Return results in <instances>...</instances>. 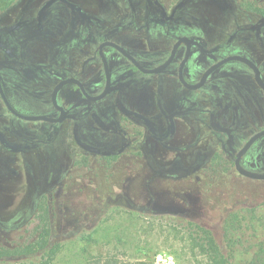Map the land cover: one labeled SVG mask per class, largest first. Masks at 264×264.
I'll return each instance as SVG.
<instances>
[{"label":"rangeland","instance_id":"obj_1","mask_svg":"<svg viewBox=\"0 0 264 264\" xmlns=\"http://www.w3.org/2000/svg\"><path fill=\"white\" fill-rule=\"evenodd\" d=\"M44 1L47 0H11L3 15L0 13V26L21 12L31 15L32 7ZM139 1L135 2V10H129L125 2L115 7L107 0L100 5L98 0H69L88 13L99 10L101 22L106 20L107 26L114 25L124 14L128 20L129 12L137 15L138 23L143 21L146 13ZM157 1L163 7L162 18L171 17L172 22L151 24L147 29L132 27L129 35L118 38L123 45L137 44L147 65L156 64L169 51L178 35L185 33L180 28H190L194 33L206 26L213 58L239 51L255 59L264 71V27L259 36L248 29L259 19L258 12L264 14V0H193L191 4L198 9L188 11L174 8L179 0ZM62 9L52 8L54 17ZM61 24L52 23L49 41H32L18 49V38H24L27 30L34 28L27 25L13 40L4 37L3 43L13 47L26 65L37 59L45 61L46 57L51 60L53 52H57L59 60H67L76 71L81 61L78 47L86 35L80 33L65 48L61 46L66 40L59 33ZM210 63V59L201 63L194 56L192 78H198ZM21 68L29 78L28 67ZM5 72L8 81L14 78L9 83L17 88L20 110L51 111L47 102L58 80L56 74L51 75L50 85L37 81L33 87L15 73ZM173 72L172 68L159 77H138L135 81L139 95L152 90L143 110L148 111L160 137H165L168 125L154 104L156 85L165 81L170 85L168 89H174L171 108L180 107L183 101L187 104L183 113L174 117V137L165 143L154 141L141 123L117 114L108 102L94 104L84 113L82 109L71 110L52 138L46 134L48 125L3 119L0 125L14 126L16 133H7L8 143L15 149L3 152L0 160V247L16 249L32 243L48 226L50 243L61 248L48 263L38 256L0 264H203L204 257L191 251L187 224L210 230L222 244L223 229L233 216L247 217L252 211L258 237L264 238V181L244 178L235 171L233 157L242 140L236 138L226 149L225 135H217L208 124L209 110L220 109L221 102L235 100L250 85L248 90L259 102V113L255 112L251 119L247 136L264 126V96L258 93L252 75L239 64H228L204 91L194 93L176 92ZM70 93L67 90L64 94ZM129 105L136 107L131 101ZM229 121L230 116L223 125ZM110 127L125 133L126 138L111 135ZM99 139L103 154L97 152L100 148L95 140ZM243 163L256 173H264V139ZM252 252L239 253L233 264H244Z\"/></svg>","mask_w":264,"mask_h":264},{"label":"flooded vegetation","instance_id":"obj_2","mask_svg":"<svg viewBox=\"0 0 264 264\" xmlns=\"http://www.w3.org/2000/svg\"><path fill=\"white\" fill-rule=\"evenodd\" d=\"M50 0L44 1L42 5L33 6V13L29 16H26V14L19 13L14 20L10 21H3V25L0 26V86L2 89V92L4 94V97L6 98L8 104L12 108L13 111L16 113L23 115V116H44L50 119H59L60 118V111L55 108V106L52 103V94L55 89V87L62 81L68 80V79H74L78 81L85 94L88 97L95 98L100 96L106 86V74L104 69V64L102 61V57L100 55V48L101 46V52L102 55L106 61L108 72H109V78H110V86L107 94L102 97L99 100H91L88 97H86L78 85L74 83H67L64 84L57 92L56 95V103L57 106L62 108V110L65 113V116L61 122H47V121H28L21 119L17 116H15L6 106L1 94H0V124L3 123V119L6 117L9 120H16V121H24L32 124H45L48 125L49 129L46 131V134L48 138H52L55 130L58 126L65 123L69 116L71 110L74 109H82V113H84L90 106L94 104H105L109 103L110 108H113V110L120 114L122 117L126 118L127 120H134L138 123H141L147 132V134L154 139V141L158 143H165L168 140H171L174 137L175 134V128H174V117L182 114L184 109L187 107V104L185 101H183L180 105V107H174L171 108V100L172 99V93L173 90H170V85H168L165 81L160 82L156 85V95L154 104L157 108V112L161 115L163 119L166 120L168 125V131L165 137H160L156 133V128L154 125V122L152 118L147 114V110H143V106L146 105L148 102L147 95L149 92H152L151 89L146 91V95H143V93L140 94L139 87L137 83H135L136 79L139 78H154L159 77L161 75H164L165 73L169 72L172 68L174 69V72L172 74L174 78V88L176 92H184V93H194V92H202L204 91L210 82L215 79L217 74L221 72L228 64H239L242 67H244L253 77V81L255 86L258 89V93L262 94L264 96V91L258 86V84L255 82L254 79V73L250 67H248L246 64L239 62V61H229L222 66H220L218 69H216L213 73H211L205 80V83L198 89H189L182 85V83L179 80V68L183 60L185 59V56L187 54V43L186 42H180L178 47L176 48V51L174 53L173 60L171 63L162 71L158 73H144L141 70H139L127 57H125L122 53H120L117 49H115L112 46L105 45L106 43H112L120 47L126 54H128L130 57H132L136 63L139 65L140 68L144 70H153L160 66H162L170 57L171 52L174 48V46L182 39H187L188 43L190 45L189 49V55L187 58V61L185 62L183 68H182V77L185 83L188 85H196L199 83L203 77V75L206 73V71L212 67L217 62L229 57V56H240L243 58L248 59L251 61L259 70L260 77L262 82L264 83V71L261 65L255 61V59L251 58L250 56L243 54L239 51L232 52V53H225L220 58L216 59L212 57L211 50L208 48V27L206 26H200L198 31L192 32V29L186 28L183 30L182 28L179 29L180 32L184 31L185 33H181L178 35L177 39L173 42L171 45L169 51L160 57L159 61L156 64L153 65H147L144 63L141 59V56L139 55L140 48L137 44H131V45H123L118 38L125 37L130 34V28L132 27H140L143 29H147L151 24L159 25L161 22L166 24L172 22L171 17H163V7H161L158 4L157 0H141L139 1V4H143L142 8L146 13V16H144L143 21L138 23L137 15H134L133 13L129 12L130 18L127 20L125 14L118 19L117 22L114 23V25L107 26V23L105 24L104 20L101 22L103 18H101L100 11L94 13H88L85 11L82 7L75 3L69 2V0H56L55 3H53L51 6L45 8L42 10V8L49 2ZM110 2V4L114 5L115 7L119 5V7L125 2L129 3V10H135V2L138 0H107ZM193 0H179L174 8L176 10H179L180 7H182L184 10H196L198 7H195L194 4H191ZM208 1V0H200ZM101 2L105 3V0H98V4L100 5ZM102 3V4H103ZM106 4V3H105ZM57 6H62L63 9L57 17H54L52 13V8H55ZM202 6V5H201ZM8 8V7H7ZM6 8V9H7ZM3 10L0 13L3 15V12L6 11ZM181 12V11H180ZM21 15H24L25 17L20 19ZM148 16L151 17V19H148ZM258 20L254 25L248 26V29L252 32H257L259 36V31L261 28L264 27V14H261L258 12L257 14ZM190 18V17H189ZM1 20V19H0ZM61 22V29H60V35L64 39V41L61 43V46H64L66 48L67 46H70V44L75 40L76 37L80 36V33H83L86 35V39L83 40V43L78 47L81 53V61L79 62L78 69L76 71H73L72 68L68 65L67 60L60 59L58 57L57 52H53V56L51 57V60L46 57L45 61H41V59H37V61H31L32 65H26V60H22L19 53L15 52V49L7 46L3 43V38H9L12 39L17 35L18 32L26 28L27 25H33V29H28L26 32V35L24 38H18V44L17 47L19 49L25 48V45L31 43L32 41H39V40H45L49 41L52 36V23ZM125 23H124V22ZM180 21V20H178ZM121 22L123 24H121ZM104 23L105 25H102ZM187 24H190L191 26L195 27L196 25L192 22L186 21ZM63 49V51L65 50ZM73 48V46H71ZM112 56V58L110 57ZM194 56H197L199 61L202 63L205 60L210 59L211 63L208 67H206L202 73L199 75L198 78H192L191 76V61L194 58ZM67 59V57H66ZM21 66H27L29 70V78L26 75V70L21 68ZM12 72L15 73L17 77H21V79L25 82L29 83V86H35V83L38 81L41 85H47L51 81V75L56 74L58 77V80L53 83V87L51 88L49 99L47 104L49 105L50 112H37V111H22L17 106V99L15 96V91H17V88L15 89V85L12 83H9V81H14L13 77H9V81L7 78V73ZM37 82V83H38ZM50 85V84H49ZM250 85L247 86V89H242L241 95H238V97L235 100L228 101V103H222L219 107L220 109L217 110H209L208 112V124L211 128H213L217 135H225L226 137V143L225 147L226 149L231 148L234 140L236 138H240L242 140V145L238 149V151L234 154L233 159V168L235 169V159L238 152L244 147V145L247 143V141L253 137L255 134L259 133L260 131L264 130V126L260 128L259 130H254L249 135L245 136V133H247L249 129V124L251 119L254 117L255 112L259 113V109L256 106L258 104V100L255 99V94L251 95L250 91ZM25 89H27L25 87ZM69 90L71 91L70 96L65 95L64 93ZM110 99V101H109ZM131 103L136 107H131L129 104ZM236 103V104H235ZM86 109H83V108ZM173 107V106H172ZM135 114L140 115L144 117L148 123H146L143 119H140L135 116ZM156 116V113H155ZM230 116V121L223 125V122L226 120V118ZM117 117V116H116ZM115 117V120L117 119ZM97 119V117H95ZM97 123L99 125H104L102 121L98 119ZM10 130L13 131V134L16 133L15 127L11 128L9 125H0V160L2 159L3 152H9L14 151L15 147L10 145L8 142L7 133H10ZM111 135L114 136H120L123 138L125 137V133H122L118 131L115 127H110ZM102 135V134H101ZM17 136V135H16ZM264 139V136L256 140L250 148L246 151V153L241 157L240 159V166L245 169L246 171L256 173L254 169L248 168L244 166L243 160L245 157L249 155V153L257 146L259 142H261ZM50 140V139H49ZM96 145L98 148H100L99 153L103 154L101 152V145L103 142L99 140H95ZM82 146L85 144L81 143ZM87 147V146H86ZM88 150H92V147ZM110 154V153H109ZM112 154V153H111ZM236 171V169H235ZM237 172V171H236ZM241 176V175H240ZM243 177V176H242ZM245 178V177H244ZM248 179V178H247ZM251 180V179H250ZM255 181V180H254Z\"/></svg>","mask_w":264,"mask_h":264},{"label":"trees","instance_id":"obj_3","mask_svg":"<svg viewBox=\"0 0 264 264\" xmlns=\"http://www.w3.org/2000/svg\"><path fill=\"white\" fill-rule=\"evenodd\" d=\"M11 0H0V12L5 10ZM245 217L234 215L223 229V243H219L212 232L200 226L187 224L186 231L191 251L204 257L203 264H233L239 253L252 255L244 264H264V238L258 237L256 230V215L254 211ZM44 218V217H43ZM51 229L42 228L38 238L22 247L7 249L0 247V261L18 260L20 258H35L40 256L46 262L52 261L60 251L59 244H51ZM251 243V246L249 245ZM243 250V252H241Z\"/></svg>","mask_w":264,"mask_h":264},{"label":"water","instance_id":"obj_4","mask_svg":"<svg viewBox=\"0 0 264 264\" xmlns=\"http://www.w3.org/2000/svg\"><path fill=\"white\" fill-rule=\"evenodd\" d=\"M56 0H50L43 8L42 10H44L45 8L51 6L53 3H55ZM180 42H186L187 43V46H188V49H187V54L185 56V59L183 60V62L181 63L180 65V68H179V80L180 82L182 83V85H184L185 87L189 88V89H198L200 88L204 83H205V80L206 78L211 74L213 73L216 69H218L220 66H222L223 64L229 62V61H239V62H242L244 64H246L248 67H250V69H252L253 73H254V79H255V82L258 84V86L264 91V83L262 82L261 80V77H260V72L259 70L257 69V67L251 62L249 61L248 59L246 58H243V57H240V56H229L219 62H217L216 64H214L212 67H210L206 73L203 75L201 81L199 83H197L196 85H188L187 83H185V81L183 80V77H182V68L185 64V62L187 61V58H188V55H189V49H190V45L188 43V40L187 39H182L180 40L173 48L172 52H171V55L169 57V59L160 67L156 68V69H153V70H144L142 68L139 67V65L136 63V61L130 57L128 54H126L120 47H118L117 45L115 44H112V43H106L105 45H108V46H112L114 47L115 49H117L120 53H122L125 57H127L139 70H141L142 72L144 73H149V74H153V73H158L162 70H164L170 63L171 61L173 60V57H174V53L176 51V48L178 47V45L180 44ZM104 46V45H103ZM100 48V55L102 57V61H103V64H104V69H105V74H106V86H105V90L104 92L98 96V97H95V98H91V97H88L81 84L74 80V79H68V80H65V81H62L60 82L54 89L53 91V94H52V103L53 105L55 106V108H57L59 111H60V118L59 119H50V118H47V117H44V116H32V117H29V116H23V115H20L18 113H16L15 111L12 110V108L10 107V105L8 104L6 98L4 97V94L2 92V89H1V86H0V94L7 106V108L17 117L21 118V119H24V120H28V121H38V120H42V121H47V122H61L65 116V113L64 111L62 110V108L58 107L57 106V103H56V95H57V92L58 90L64 85V84H67V83H74L76 85H78V87L80 88V90L82 91V93L88 97L89 99L91 100H99L101 99L102 97H104L108 90H109V86H110V78H109V72H108V68H107V64H106V61L102 55V52H101V49L102 47ZM136 117L140 118V119H143L146 123L147 120L140 116V115H137L135 114ZM262 136H264V130L263 131H260L259 133L255 134L253 137H251L247 143L244 145V147L238 152V154L236 155V159H235V169L237 171V173L245 178H248V179H251V180H255V181H264V173H253V172H249V171H246L245 169H243L241 166H240V159L241 157L246 153V151L250 148V146L256 141L258 140L259 138H261Z\"/></svg>","mask_w":264,"mask_h":264}]
</instances>
